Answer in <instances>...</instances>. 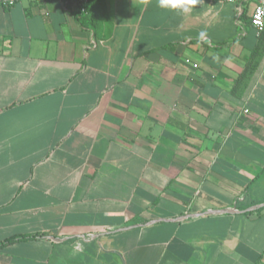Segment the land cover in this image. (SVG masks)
Here are the masks:
<instances>
[{"label": "crops", "instance_id": "crops-1", "mask_svg": "<svg viewBox=\"0 0 264 264\" xmlns=\"http://www.w3.org/2000/svg\"><path fill=\"white\" fill-rule=\"evenodd\" d=\"M254 3L0 5V264H264Z\"/></svg>", "mask_w": 264, "mask_h": 264}, {"label": "trees", "instance_id": "trees-1", "mask_svg": "<svg viewBox=\"0 0 264 264\" xmlns=\"http://www.w3.org/2000/svg\"><path fill=\"white\" fill-rule=\"evenodd\" d=\"M65 1V0H63ZM79 7V5H76ZM84 11L85 12H80V10L78 9L77 11H75L73 13L76 21L78 22V24L84 28V29H90L93 27V25L95 24V20H94V16L92 15V13L89 11V7L88 5H84ZM264 51V30L263 32L259 35V39L258 42L256 44V46L254 47L250 58L247 60V63L242 71V73L239 75V77L236 80V83L234 85L233 91L235 92L237 89H239V87L244 84V82H246L247 78L251 75V73L254 71L256 65H257V60L255 59L257 56H259L262 52ZM30 237H34V236H21V237H15V238H10L7 239L3 242L7 243L10 241H16V240H21V239H27ZM1 247V245H0Z\"/></svg>", "mask_w": 264, "mask_h": 264}, {"label": "built area", "instance_id": "built-area-1", "mask_svg": "<svg viewBox=\"0 0 264 264\" xmlns=\"http://www.w3.org/2000/svg\"><path fill=\"white\" fill-rule=\"evenodd\" d=\"M19 0H0V5L10 6L16 3ZM40 1V0H34ZM212 2H221L226 4H234L238 6V12L242 10L240 8L241 4L249 2L251 0H209ZM67 4L73 3L79 5L78 9L81 12H84V5L87 3V0H65ZM258 21V22H257ZM250 24L256 30V33L260 35L264 30V0H255L254 7L250 16ZM196 66V65H194ZM247 110H245L246 112Z\"/></svg>", "mask_w": 264, "mask_h": 264}, {"label": "clouds", "instance_id": "clouds-1", "mask_svg": "<svg viewBox=\"0 0 264 264\" xmlns=\"http://www.w3.org/2000/svg\"><path fill=\"white\" fill-rule=\"evenodd\" d=\"M202 2H203V0H159V6L162 8H168V7H171L173 9L179 8L183 12H189L190 6L194 7L197 4L202 3ZM200 36H201V38H204L205 33L201 32ZM75 250L81 251L82 245L76 244Z\"/></svg>", "mask_w": 264, "mask_h": 264}]
</instances>
